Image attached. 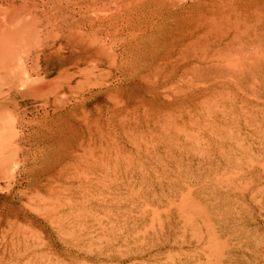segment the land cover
<instances>
[{
  "label": "rangeland",
  "instance_id": "374dc122",
  "mask_svg": "<svg viewBox=\"0 0 264 264\" xmlns=\"http://www.w3.org/2000/svg\"><path fill=\"white\" fill-rule=\"evenodd\" d=\"M116 18L39 59L63 113L28 125L32 99L12 105L0 264H264V0H138Z\"/></svg>",
  "mask_w": 264,
  "mask_h": 264
},
{
  "label": "bare ground",
  "instance_id": "6f19581e",
  "mask_svg": "<svg viewBox=\"0 0 264 264\" xmlns=\"http://www.w3.org/2000/svg\"><path fill=\"white\" fill-rule=\"evenodd\" d=\"M138 0H21L9 8L0 5V189L16 184L20 170V144L24 135L16 108L17 99H32L31 110L24 106L28 125H40V112L47 120L51 113H63L70 97L65 85L55 92L50 88L54 80L38 69V61L64 51L71 37L77 41L87 38L100 41V30L122 27L116 18ZM72 81L81 76L80 64ZM66 71V70H65ZM71 81V82H72ZM80 82L70 93L80 97ZM15 91H4L5 88ZM14 87V88H13ZM34 96H32V93ZM5 186L3 187V183Z\"/></svg>",
  "mask_w": 264,
  "mask_h": 264
}]
</instances>
